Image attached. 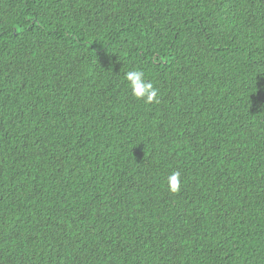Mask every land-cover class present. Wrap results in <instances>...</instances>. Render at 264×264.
I'll use <instances>...</instances> for the list:
<instances>
[{"label":"trees","instance_id":"trees-1","mask_svg":"<svg viewBox=\"0 0 264 264\" xmlns=\"http://www.w3.org/2000/svg\"><path fill=\"white\" fill-rule=\"evenodd\" d=\"M0 264H264V0H0Z\"/></svg>","mask_w":264,"mask_h":264},{"label":"clouds","instance_id":"clouds-1","mask_svg":"<svg viewBox=\"0 0 264 264\" xmlns=\"http://www.w3.org/2000/svg\"><path fill=\"white\" fill-rule=\"evenodd\" d=\"M124 79L127 82L128 87L131 89L132 95L137 100H143L149 105L159 102V90L146 78V74L143 70L137 69L127 71L124 75ZM180 181V173L178 171L172 172L167 179L169 190L173 193L178 192L180 188Z\"/></svg>","mask_w":264,"mask_h":264}]
</instances>
